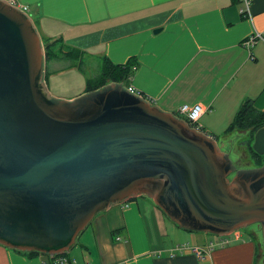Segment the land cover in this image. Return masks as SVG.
<instances>
[{
	"label": "water",
	"instance_id": "1",
	"mask_svg": "<svg viewBox=\"0 0 264 264\" xmlns=\"http://www.w3.org/2000/svg\"><path fill=\"white\" fill-rule=\"evenodd\" d=\"M46 66L32 16L0 0V245L68 254L98 215L138 197L185 231L258 225L264 242V165L240 169L214 136L123 83L56 98Z\"/></svg>",
	"mask_w": 264,
	"mask_h": 264
},
{
	"label": "crops",
	"instance_id": "2",
	"mask_svg": "<svg viewBox=\"0 0 264 264\" xmlns=\"http://www.w3.org/2000/svg\"><path fill=\"white\" fill-rule=\"evenodd\" d=\"M6 1L31 15L41 36L62 40L89 59L108 58L115 65L136 60L124 85L161 110L176 115L184 104H201L205 110L198 127L218 136L224 152L232 144L226 131L243 102L251 99L264 110V40L250 49L242 46L255 31L264 38V0H250L251 18L241 15V0ZM68 62L63 57L47 61L46 83L52 95L72 100L85 93L86 80L74 66L62 68ZM253 147L264 161V127ZM258 235L240 232L204 259L181 254L182 245L204 249L215 239L180 229L153 200L138 197L98 215L67 257L73 264H258ZM53 262L0 245V264Z\"/></svg>",
	"mask_w": 264,
	"mask_h": 264
},
{
	"label": "trees",
	"instance_id": "3",
	"mask_svg": "<svg viewBox=\"0 0 264 264\" xmlns=\"http://www.w3.org/2000/svg\"><path fill=\"white\" fill-rule=\"evenodd\" d=\"M53 43H62L63 45L62 47H60L59 52L56 51L54 52L51 48L52 40L49 39V44L48 46H46L45 49L47 61H50L53 58L63 57L73 62L71 63L72 66H74L80 71L82 70V64L84 63L83 57H85V54L83 52L76 49L66 48L62 40H57L54 41ZM136 67H137L136 60H131L126 65H115L111 63V61L108 58H105V60H103L102 72L100 74L96 86H92L89 84V82H87L88 88L86 93L100 89L109 83H123V84L126 83L127 80L132 76L133 71L136 69ZM89 81L91 83V80ZM262 127H264V110H260L256 108L254 101L248 99L243 102L234 120L232 121L231 125L228 127L226 131V135L228 136L233 133H239L247 137L248 143L247 142L245 143L247 145L246 147L247 154L249 155L250 159L256 163V167H260L264 165V161L262 157L255 152L253 147L255 134ZM215 138L217 141L219 140L218 136H216ZM19 253L27 255L29 257L42 255L36 252H32V253L19 252ZM65 255L68 256L67 254Z\"/></svg>",
	"mask_w": 264,
	"mask_h": 264
},
{
	"label": "rangeland",
	"instance_id": "4",
	"mask_svg": "<svg viewBox=\"0 0 264 264\" xmlns=\"http://www.w3.org/2000/svg\"><path fill=\"white\" fill-rule=\"evenodd\" d=\"M42 39H43L44 49H46V46H48V44H49V39L46 37H43V36H42ZM62 45H63L62 43H53V41H52V47L51 48L54 52L55 51L59 52L60 47H62ZM45 54H46V51H45ZM83 60H84V63L82 64L81 72L85 75L86 89L84 92L86 93L87 88H88L87 82H89V84L92 86H96L97 81H98L100 74L102 72L103 60L101 61L99 58L98 59L95 58V60H93V59H89V57H87V56L83 57ZM69 63H73V62L70 61L67 64L62 63L61 64L62 68H71L72 64H69ZM52 67H53V64H49L48 70L51 71ZM49 71H48V73H49ZM89 80H91V83ZM85 93H82V94H85ZM67 94H69V93H65V95H67ZM53 96L56 98H59V99H63V100H71V99H67V98H63V97H58L55 95H53ZM231 140H232L231 146L226 147L224 150L230 151L229 152L230 155L233 154L232 157L234 159L232 157L231 158L237 164V166L239 168L241 167L240 169L255 168L256 163L253 160H251L249 155L247 154V148H246L247 145L245 144L248 141L247 137L245 135H242L239 133H233L227 137V141H231ZM255 230L258 232V234H260V236L258 235L257 240H258V242L260 240V245H261V254H260V260H259L258 264H264V242L262 239L261 228L258 225L257 226L253 225V226H250L248 228L241 229L240 232H242L243 235L246 237V236H250L251 232H253ZM206 235H208L209 237H211L213 239H217L219 237V236L212 235V234H206ZM231 239H232V237H231ZM71 255L74 256L73 253H71Z\"/></svg>",
	"mask_w": 264,
	"mask_h": 264
},
{
	"label": "built area",
	"instance_id": "5",
	"mask_svg": "<svg viewBox=\"0 0 264 264\" xmlns=\"http://www.w3.org/2000/svg\"><path fill=\"white\" fill-rule=\"evenodd\" d=\"M243 3V7L241 8V15L245 18H251V1L250 0H241ZM264 40L263 34L260 32L255 31L252 35L247 37L243 43L242 46L245 49H250L251 47H254L258 42ZM128 90L132 93H138L133 87H128ZM204 107L201 104H195V105H189L184 104L182 105L176 115L180 118L186 119V121L189 123L190 126L196 128L197 130H200L198 127V122L201 119L202 115L204 114ZM240 233V231H235L229 235L226 236H219L217 239L210 241L207 246L204 249H201L199 247H192L189 244L182 245L178 248L179 252L181 254H185L188 252H191L199 259H204L207 254L213 252L217 248H224L229 246L233 239L231 237L237 235ZM172 257L175 256L174 253L171 254ZM53 264H73V261L70 260L66 255H60L54 258ZM89 264V263H88Z\"/></svg>",
	"mask_w": 264,
	"mask_h": 264
},
{
	"label": "flooded vegetation",
	"instance_id": "6",
	"mask_svg": "<svg viewBox=\"0 0 264 264\" xmlns=\"http://www.w3.org/2000/svg\"><path fill=\"white\" fill-rule=\"evenodd\" d=\"M257 226V225H256Z\"/></svg>",
	"mask_w": 264,
	"mask_h": 264
}]
</instances>
